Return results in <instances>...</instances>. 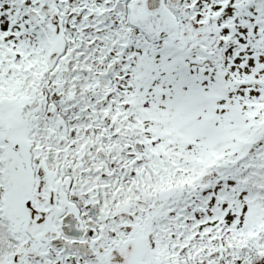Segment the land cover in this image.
Segmentation results:
<instances>
[{
	"label": "snow or ice",
	"instance_id": "snow-or-ice-1",
	"mask_svg": "<svg viewBox=\"0 0 264 264\" xmlns=\"http://www.w3.org/2000/svg\"><path fill=\"white\" fill-rule=\"evenodd\" d=\"M0 264H264V0H0Z\"/></svg>",
	"mask_w": 264,
	"mask_h": 264
}]
</instances>
